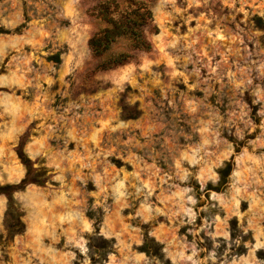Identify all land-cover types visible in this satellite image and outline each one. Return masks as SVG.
Here are the masks:
<instances>
[{
  "label": "clouds",
  "instance_id": "obj_1",
  "mask_svg": "<svg viewBox=\"0 0 264 264\" xmlns=\"http://www.w3.org/2000/svg\"><path fill=\"white\" fill-rule=\"evenodd\" d=\"M0 264H264V0H0Z\"/></svg>",
  "mask_w": 264,
  "mask_h": 264
},
{
  "label": "trees",
  "instance_id": "obj_2",
  "mask_svg": "<svg viewBox=\"0 0 264 264\" xmlns=\"http://www.w3.org/2000/svg\"><path fill=\"white\" fill-rule=\"evenodd\" d=\"M136 23H138V21H135V20H131V19H129V20L125 21V22L121 25V27H123V28H127V27H130L131 25H134V24H136Z\"/></svg>",
  "mask_w": 264,
  "mask_h": 264
}]
</instances>
